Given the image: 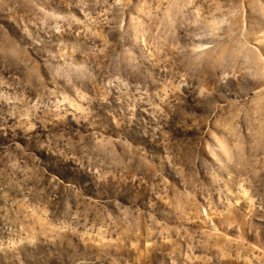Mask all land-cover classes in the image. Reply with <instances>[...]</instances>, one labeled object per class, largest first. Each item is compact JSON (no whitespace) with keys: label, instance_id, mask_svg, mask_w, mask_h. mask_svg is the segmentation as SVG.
<instances>
[{"label":"rangeland","instance_id":"374dc122","mask_svg":"<svg viewBox=\"0 0 264 264\" xmlns=\"http://www.w3.org/2000/svg\"><path fill=\"white\" fill-rule=\"evenodd\" d=\"M0 264H264V0H0Z\"/></svg>","mask_w":264,"mask_h":264}]
</instances>
